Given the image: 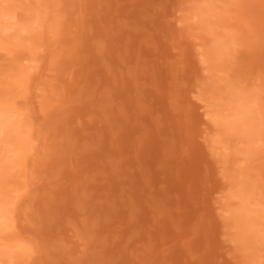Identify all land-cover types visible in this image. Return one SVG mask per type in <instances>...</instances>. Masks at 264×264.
Returning <instances> with one entry per match:
<instances>
[{"label":"rangeland","instance_id":"374dc122","mask_svg":"<svg viewBox=\"0 0 264 264\" xmlns=\"http://www.w3.org/2000/svg\"><path fill=\"white\" fill-rule=\"evenodd\" d=\"M0 264H264V0H0Z\"/></svg>","mask_w":264,"mask_h":264},{"label":"bare ground","instance_id":"6f19581e","mask_svg":"<svg viewBox=\"0 0 264 264\" xmlns=\"http://www.w3.org/2000/svg\"><path fill=\"white\" fill-rule=\"evenodd\" d=\"M1 117H2V116L0 115V120H1Z\"/></svg>","mask_w":264,"mask_h":264}]
</instances>
